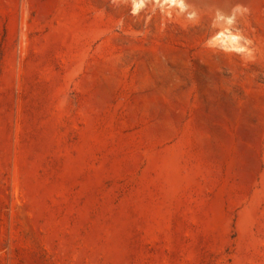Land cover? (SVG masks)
Returning <instances> with one entry per match:
<instances>
[{"label":"rangeland","instance_id":"obj_1","mask_svg":"<svg viewBox=\"0 0 264 264\" xmlns=\"http://www.w3.org/2000/svg\"><path fill=\"white\" fill-rule=\"evenodd\" d=\"M0 264H264V0H0Z\"/></svg>","mask_w":264,"mask_h":264},{"label":"bare ground","instance_id":"obj_2","mask_svg":"<svg viewBox=\"0 0 264 264\" xmlns=\"http://www.w3.org/2000/svg\"><path fill=\"white\" fill-rule=\"evenodd\" d=\"M171 2H173L174 0H170Z\"/></svg>","mask_w":264,"mask_h":264}]
</instances>
